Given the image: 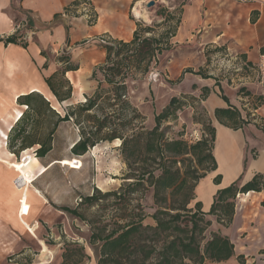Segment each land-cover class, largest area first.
Instances as JSON below:
<instances>
[{
    "label": "crops",
    "instance_id": "0c3cea01",
    "mask_svg": "<svg viewBox=\"0 0 264 264\" xmlns=\"http://www.w3.org/2000/svg\"><path fill=\"white\" fill-rule=\"evenodd\" d=\"M73 1L0 0V39L12 34L22 36L24 30L25 34L31 32L30 37H21L26 38V48L16 44L5 46L0 41V94L12 99L14 92H17V97L38 92L46 100H55L44 78L56 72L59 66L54 59L43 57L41 51L58 52L65 48L71 62L78 66L77 70L64 74L72 86L69 100H79L80 96L83 99L84 92L79 96L77 89L91 78L88 74L90 63L105 59L101 41L128 42L132 39L137 26L128 19L126 0H88L97 16L93 24L89 23L87 14L78 11L76 16L61 15ZM168 45L169 49L162 51L172 53L167 61L169 75L166 78L173 80L178 70L181 72L186 68L193 69V72L202 71L205 76L185 74L176 88L178 93L194 97L207 89L201 104L215 129L212 155L216 169L206 172L195 183L194 199L189 207L194 211L195 203L200 204V212L210 223L203 233L207 240L215 233L226 237L232 244L233 255L224 263L239 264L240 256L245 264H264V190L238 194L228 226H223L214 215L208 214L218 190L234 182L242 186L254 175L264 174V104L255 107L253 103L254 98L264 97V72L261 74L258 69L264 57V0H189L182 7L178 26ZM178 53L183 55L179 60L175 59ZM208 58L216 59L217 66ZM224 58L233 61L232 69L225 64L227 61ZM44 64H47L46 68H42ZM241 88L250 96L239 92ZM223 96L228 102L223 100ZM228 108L237 109L246 124L234 128L219 123L214 117L215 109ZM29 168L18 169V184L0 194V208L8 201L7 215L13 218L16 231L18 228L25 231L28 222L34 224L36 215L49 217L46 207L54 211L50 214L52 217L66 215L59 210L60 207L45 204L44 197H41L43 202L36 211L34 208L30 213H25L23 208L16 210L19 196L22 197V177L25 178ZM12 174L13 182V171ZM217 176L219 181L215 183ZM37 198L33 197L31 203L39 202ZM57 212H61L62 216H58ZM28 215L30 218L26 223ZM0 222L5 225L2 208ZM4 227L6 232L8 226ZM4 236H0V262L16 244V239L12 238L9 239V248L1 247ZM23 249L21 247L16 253V258L24 255ZM50 251L43 245L37 259L42 264L49 263L53 255Z\"/></svg>",
    "mask_w": 264,
    "mask_h": 264
},
{
    "label": "trees",
    "instance_id": "16d2710c",
    "mask_svg": "<svg viewBox=\"0 0 264 264\" xmlns=\"http://www.w3.org/2000/svg\"><path fill=\"white\" fill-rule=\"evenodd\" d=\"M82 3L90 4L88 0H75L65 7L63 12L77 15L78 8ZM90 7L93 9L91 5ZM94 16L96 17V14ZM167 18L172 19L173 15H168ZM95 21H89V23L93 24ZM178 23L179 20H176L175 25L178 26ZM136 26L130 41L109 40L101 44L105 50V59L91 73V79L97 82V86L92 96L85 97V102L76 106H69L61 115L52 109L51 103L38 92H30L17 97V104L26 107V111L21 113L17 121L14 122L15 124L9 129L6 139L7 150L17 155L20 151L23 153L29 150L28 148L38 145L35 158L38 160L44 158L53 148V136L58 126L69 121L79 125V139L73 143L70 149L74 155H84L101 141L121 140V153L127 167L124 179L132 181L126 182L125 188L130 192L131 189H140L147 183L152 187L153 200L157 206V210L151 216L155 221V226L144 225L145 215L142 214L135 220L119 225L118 228L107 234L93 233L87 243L96 255V264H183L184 259L199 264L205 260L224 262L233 255L232 244L226 237L213 233L201 249L194 236L195 232L204 233L210 223L204 219L205 214L200 212L199 203H195L194 211L192 208H188L194 199L195 183L206 172L216 169V162L212 155L215 129L210 120L206 127V136L189 145L180 139L169 140L160 128L162 122L174 114L176 109L174 104L177 101L174 97L170 99L167 107L154 117L155 125L152 129H146L140 124L136 130L128 133L127 129L133 118H126L122 124L123 129H125L124 133L117 134L113 130L103 132L107 128L106 115L101 118H94L90 114L98 107L100 100L113 99L120 102L122 111L125 110L128 113L131 109L135 117L143 120V117L136 114L128 101L127 80L133 79L138 74H146L151 63L156 62L157 56L163 50L169 49L168 40L174 36L175 32L172 30L171 33H165L164 36H156L153 27L141 30L139 25ZM146 33L150 35L145 36ZM168 35L170 36L168 37ZM21 37L12 34L5 39H0V41L5 46L16 44L26 48L27 42ZM41 55L47 58L44 51H41ZM60 63L64 65L62 69L60 68L52 75L44 78L53 98L59 104L68 101L72 93V86L64 77L65 72L78 69V66L71 62L69 56L60 59ZM46 67L47 64L42 66V68ZM183 73L205 76L200 70L193 72V70L187 69ZM56 76H61L57 86L53 82ZM62 89L63 92H61ZM206 91L207 89L202 90L203 97ZM239 92L250 96L245 89L241 88ZM222 98L228 102L224 96ZM253 103L255 107L264 104V97L254 98ZM111 105L109 104V106ZM214 117L219 123L234 128L246 124V121L241 118L240 112L235 108L215 109ZM91 119L95 120L94 131L88 126ZM142 154H145L144 161H152L153 166L150 168L142 167L139 170L133 168L136 163L135 159L141 158ZM200 170L201 173H199ZM218 181L219 176L214 178L215 183ZM262 190H264V174L254 175L249 182L242 186L238 182H234L216 192L208 214L214 215L218 223L228 226L232 220L236 196L246 194L249 191L259 192ZM116 195L117 193H106L100 196L107 198ZM178 195H181L180 199L176 198ZM97 199L94 195L86 196L83 203L91 205ZM172 200L173 203L170 205L169 202ZM59 210L80 221L85 220L77 209L62 206ZM181 212L189 213L190 227L180 223ZM175 232L179 234L174 235ZM147 233L157 236L158 243H160L157 253L155 252V260L151 263H148V260L151 259L155 249L147 250L148 246L144 242V235ZM180 234L185 236H180ZM96 242L98 245H95ZM76 247L77 254L74 250H64L61 264H68V261L75 255L83 256L81 254L83 247ZM136 254L138 256L131 258ZM238 260L243 263L242 257L239 256ZM77 263L72 262L71 264Z\"/></svg>",
    "mask_w": 264,
    "mask_h": 264
},
{
    "label": "rangeland",
    "instance_id": "374dc122",
    "mask_svg": "<svg viewBox=\"0 0 264 264\" xmlns=\"http://www.w3.org/2000/svg\"><path fill=\"white\" fill-rule=\"evenodd\" d=\"M150 1H154V4L148 7L147 3ZM126 2L129 20L139 25L141 30L153 27L156 36H164L165 33H171L172 30L176 31L177 26L175 22L180 19L182 7L189 0H126ZM136 2H140L138 6L139 15H135L132 11L136 6ZM87 9L88 21H95L97 18V16H94L96 14L95 11L90 6ZM168 15H173V18H167ZM21 33H23L22 37L25 36L27 38L31 36L30 31L25 34L24 30ZM149 35V33L145 34V36ZM45 53L47 59H54L56 61L59 69H62L64 66L60 63V59L69 56L65 48L58 52L47 50ZM171 54V51H164L161 55L157 56L156 62L153 61L151 63L146 74H138L133 79L127 80L128 101L136 111V114L143 117V120L135 117L131 109H129L128 113L125 110L122 111L120 102L117 100H100L98 107L91 111L90 114L94 118H101L106 115L107 128L103 132L113 130L117 134L124 133L125 129H123L122 124L126 118H133L131 125L127 129L128 133L136 130L140 124L146 129H152L155 125L154 117L160 114L167 107L170 99L174 97L177 99L174 104L176 107L174 114L162 122L160 127L165 137L169 140L180 139L192 145L203 136H206L209 117L201 104L203 94L194 97L191 94L178 93V89L176 88L183 76L188 74L183 72L187 69H193L186 68L181 72L178 70L173 80L167 79L166 76L169 75L167 61L172 56ZM182 57L183 55L178 53L175 59L179 60ZM208 60L211 59L208 58ZM225 60L227 61L225 64H228L232 69L234 65L233 61L230 58ZM215 61L216 59L211 60L214 66H217ZM102 62L103 60H94L90 63L89 76L92 69ZM60 78L61 76L55 77L53 81L55 86L59 84ZM96 86L97 82L90 78L87 83H84L82 87L77 89L79 90V96L80 93L84 92L83 99L80 96L79 100L72 99L60 104L56 100H53L50 103L63 115L69 106L81 104L85 102V97L92 96ZM61 92H63V89ZM15 94L17 92L13 93V95ZM6 97L0 94V194L15 184L19 176L18 169L22 171L25 166H30L25 178L22 177L24 186L21 190L22 197L20 198L19 196V204L16 210L23 208L25 213H30L34 208V211H36V209L41 207L43 202L41 197H44L46 199L45 204H49L53 208L66 206L77 209L84 216L85 220L80 221L68 214L62 216L61 212H57V214L62 217H52L50 214H53L54 211L50 207H46L48 211L45 212L49 217L43 215L37 217L36 215L33 220L35 223L30 224L28 222L30 215H28L26 219L28 227L25 231H19V228L16 231L13 218L7 215L9 203L8 201L4 202L1 208L4 211V224L8 228H6V232L5 227L0 229V236L2 238L6 234V237L4 236L5 241H2L1 247L9 248L11 246L9 239L12 238L16 239V244L14 249H11L12 252L7 253L8 255L2 259L0 264H42L37 257L43 245L48 247L53 253L50 256L51 261L43 264H61L64 250H74L77 254L76 246L83 247V253H81L83 256L79 254L78 256L75 255L68 261V264L72 262H78L77 264H96V255L87 243V240L93 233L98 235L107 234L111 230L118 228L119 225L130 220H135L142 214L145 215L143 220L144 225L155 226V221L151 216L157 210V206L153 200L152 187L147 183L143 187H140V189H131L130 192L125 188L126 182L132 181L124 179L127 167L121 153V140L116 139L112 142L101 141L93 148H90L84 155H74L70 149L73 143L79 139V125H75L72 121H69L61 123L58 126L53 136V148L44 158L38 160L32 153V150H37L38 145L28 148L29 150L24 153L20 151L15 155L7 150L5 138L10 131L9 128L15 124V117L18 113L25 112L26 107L18 105L14 96H12V99ZM109 104L112 105L109 106ZM88 126L94 131L95 120L91 119ZM144 157L145 154H142L141 158L135 159L136 163L133 165V168L139 170L142 167H152V161H144ZM46 165L47 167H45ZM12 171L15 174L13 182ZM201 172L200 170L199 173ZM106 193H117V195L107 198L100 196ZM119 194L121 195L119 196ZM91 195L98 198L96 202L91 205L84 204L83 199ZM35 196L39 197V199L37 198L39 202L31 203L32 198ZM176 198L180 199L181 195H178ZM173 200L169 202L170 205L173 203ZM188 208H190L189 205ZM181 214L180 223L190 227L189 213L181 212ZM173 234L177 235L179 233L175 232ZM180 236L185 235L180 234ZM194 236L202 249L207 241L206 235L195 232ZM144 242L148 246L147 250L155 249L150 257L151 259L148 260V263H151L155 260V252L157 253L160 246L158 237L152 233H147L144 235ZM95 245H98V242ZM21 247H24L25 253L16 258V253L19 252ZM134 256L138 255H133L131 258ZM238 263L245 264L244 262L240 263V260H238ZM183 264L199 263L184 259ZM202 264L231 263L205 260Z\"/></svg>",
    "mask_w": 264,
    "mask_h": 264
},
{
    "label": "built area",
    "instance_id": "2783aa9c",
    "mask_svg": "<svg viewBox=\"0 0 264 264\" xmlns=\"http://www.w3.org/2000/svg\"><path fill=\"white\" fill-rule=\"evenodd\" d=\"M90 6V4H88V3H82L80 6H79V9H78V12L80 13V14H88V7ZM61 15L62 16H66V15H68V13H66V12H62L61 13ZM89 18V17H88ZM24 41H26V38H24L23 39ZM108 40H102L101 42L102 43H106ZM235 69V68H234ZM259 71H260V73L262 74L263 72H264V57H262L261 58V60H260V63H259ZM6 139H7V137L5 138V145H6ZM36 150H32V153H33V155L35 156L36 155ZM15 183H17L18 184V180H16L15 181ZM16 184V185H17Z\"/></svg>",
    "mask_w": 264,
    "mask_h": 264
},
{
    "label": "bare ground",
    "instance_id": "6f19581e",
    "mask_svg": "<svg viewBox=\"0 0 264 264\" xmlns=\"http://www.w3.org/2000/svg\"><path fill=\"white\" fill-rule=\"evenodd\" d=\"M139 4H140V2H136V4H135L136 6H135V7L133 8V10H132L134 13H138V12H139V9H138V8H139V7H138ZM13 96H14V98H17V94H15V95H13ZM48 101H49V102H52L53 100H48ZM55 104H56V103H55ZM53 108H55V106H53ZM20 115H21V113H18V115L15 117V121H17V118H18ZM27 170H29V169H26V171H27ZM33 191L35 192V190H33ZM35 193H36V192H35ZM2 223H3V222H2ZM2 223L0 222V229H1V228H4V226H6V225L3 226ZM8 252H9V251H8Z\"/></svg>",
    "mask_w": 264,
    "mask_h": 264
},
{
    "label": "water",
    "instance_id": "95a60500",
    "mask_svg": "<svg viewBox=\"0 0 264 264\" xmlns=\"http://www.w3.org/2000/svg\"><path fill=\"white\" fill-rule=\"evenodd\" d=\"M153 4H154V1H150V2L147 3V6L150 7ZM52 109H54L57 113H59L55 108H53V106H52Z\"/></svg>",
    "mask_w": 264,
    "mask_h": 264
}]
</instances>
